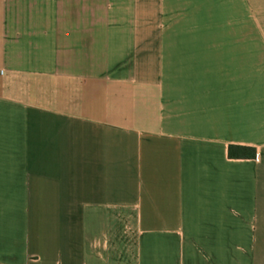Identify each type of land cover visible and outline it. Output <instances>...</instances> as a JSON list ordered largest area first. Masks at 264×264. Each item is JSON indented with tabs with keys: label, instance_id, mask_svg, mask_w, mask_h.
<instances>
[{
	"label": "crops",
	"instance_id": "obj_1",
	"mask_svg": "<svg viewBox=\"0 0 264 264\" xmlns=\"http://www.w3.org/2000/svg\"><path fill=\"white\" fill-rule=\"evenodd\" d=\"M0 264H264V0H0Z\"/></svg>",
	"mask_w": 264,
	"mask_h": 264
},
{
	"label": "trees",
	"instance_id": "obj_2",
	"mask_svg": "<svg viewBox=\"0 0 264 264\" xmlns=\"http://www.w3.org/2000/svg\"><path fill=\"white\" fill-rule=\"evenodd\" d=\"M229 155L231 158H249L255 157L256 149L244 145H230Z\"/></svg>",
	"mask_w": 264,
	"mask_h": 264
}]
</instances>
